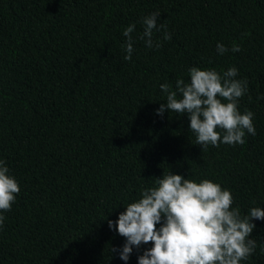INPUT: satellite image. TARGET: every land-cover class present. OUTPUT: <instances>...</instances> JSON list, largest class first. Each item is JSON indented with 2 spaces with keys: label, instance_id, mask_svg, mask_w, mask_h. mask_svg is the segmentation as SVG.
I'll return each mask as SVG.
<instances>
[{
  "label": "trees",
  "instance_id": "obj_1",
  "mask_svg": "<svg viewBox=\"0 0 264 264\" xmlns=\"http://www.w3.org/2000/svg\"><path fill=\"white\" fill-rule=\"evenodd\" d=\"M0 264H264V0H0Z\"/></svg>",
  "mask_w": 264,
  "mask_h": 264
}]
</instances>
